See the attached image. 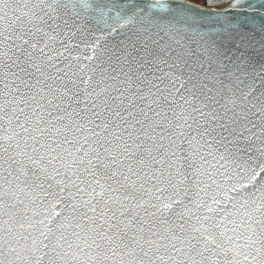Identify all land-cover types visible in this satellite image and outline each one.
<instances>
[{
    "label": "snow or ice",
    "instance_id": "obj_1",
    "mask_svg": "<svg viewBox=\"0 0 264 264\" xmlns=\"http://www.w3.org/2000/svg\"><path fill=\"white\" fill-rule=\"evenodd\" d=\"M79 3L0 0V264H264V0H204L238 18L196 49Z\"/></svg>",
    "mask_w": 264,
    "mask_h": 264
},
{
    "label": "water",
    "instance_id": "obj_2",
    "mask_svg": "<svg viewBox=\"0 0 264 264\" xmlns=\"http://www.w3.org/2000/svg\"><path fill=\"white\" fill-rule=\"evenodd\" d=\"M67 4V11L69 15L73 13V4L76 5L77 10L80 11L81 15L86 19L92 15H95L91 10L85 11L80 7L79 0H64ZM149 3L155 4L156 0H148ZM165 3H170V6L175 9V11H161L158 7L154 8L152 14L143 21V27H150L151 31L156 32L157 25L167 26L171 29V35L176 39L180 40L181 43L185 44L187 47L192 49L197 48V44H203V41L200 39V36L197 33L201 34H211L213 37L219 39L220 36H226V30L229 28V21L232 24L237 23L238 14L236 12L226 13L224 16H214L209 13H214L221 11V9H207L203 7L204 0H199L198 2L191 0H163ZM249 2L254 4H259L261 0H242L243 5H247ZM22 3V0H21ZM193 6L191 9H188L186 6ZM203 8L202 11L198 9ZM247 16L251 21L249 24V29L256 28L257 31L252 35V40L256 43V47L259 48V41L261 40V33L259 32V25L261 23V16L264 15V9H260L259 12H252L246 10L243 14ZM204 17V20L200 24H195L191 22H186L182 17ZM85 28L88 29V33L92 39L104 35V40L101 42L108 41L110 43H116L121 40L123 37L119 33H112L111 35H105L100 28L103 25H97L95 21H90L85 23ZM132 27H141L140 23L133 25H127L125 28L119 30L122 33L127 34L128 29ZM195 29V31H193ZM164 35L163 31L160 33ZM167 39V37H166ZM207 39V35L205 36ZM87 51V50H85Z\"/></svg>",
    "mask_w": 264,
    "mask_h": 264
},
{
    "label": "rangeland",
    "instance_id": "obj_3",
    "mask_svg": "<svg viewBox=\"0 0 264 264\" xmlns=\"http://www.w3.org/2000/svg\"><path fill=\"white\" fill-rule=\"evenodd\" d=\"M191 1H195V2H198L199 0H191Z\"/></svg>",
    "mask_w": 264,
    "mask_h": 264
}]
</instances>
